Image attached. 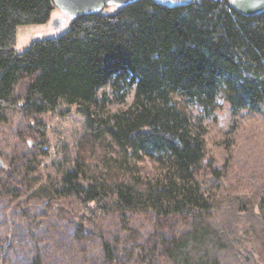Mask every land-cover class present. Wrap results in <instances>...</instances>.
<instances>
[{
  "label": "trees",
  "instance_id": "obj_1",
  "mask_svg": "<svg viewBox=\"0 0 264 264\" xmlns=\"http://www.w3.org/2000/svg\"><path fill=\"white\" fill-rule=\"evenodd\" d=\"M54 7L52 0H0V123L10 108L39 115L74 105L85 118L84 150L44 191L79 200L84 218L116 208L161 220V235L142 256L152 263L159 253L163 264L246 261L240 225L264 244V188L255 199L215 200L201 179V123L221 100L233 115L262 110L264 11L242 15L229 0H136L79 15L61 34L16 51V27L45 24ZM107 85L118 102L131 88L134 97L128 108L100 116L97 91ZM23 158L17 162L26 167ZM8 168L0 167V184ZM178 217L188 229L167 233ZM103 252L115 259L108 244Z\"/></svg>",
  "mask_w": 264,
  "mask_h": 264
},
{
  "label": "rangeland",
  "instance_id": "obj_2",
  "mask_svg": "<svg viewBox=\"0 0 264 264\" xmlns=\"http://www.w3.org/2000/svg\"><path fill=\"white\" fill-rule=\"evenodd\" d=\"M61 15L54 7L45 24L18 25L14 49L22 51L32 40L61 34L69 21L64 27L52 24ZM23 90L24 85L16 89L17 100ZM97 97L95 111L105 116L128 108L134 89L127 91L122 102L113 99L109 85L99 88ZM84 119L76 106L64 105L39 115L10 108L6 120L0 123V158L10 172L3 170L1 174L0 264H163L160 253L155 263L149 257L142 258L144 250L158 240L157 234L161 235L156 227L161 220L145 213L122 215L116 208L84 218L79 200L54 197L44 191L72 167L84 150ZM201 125L206 143L201 179L206 189L215 195V200L240 193L255 199L264 188V106L261 111L245 108L233 115L221 100ZM23 155L29 161L26 167L17 162ZM140 165L147 173L152 168L146 161ZM240 227L242 231L238 232L245 240L240 257L247 259L241 264H264L261 238L247 226ZM187 229L186 220L179 217L168 220L166 225L170 234ZM104 244L113 250L114 260L108 261Z\"/></svg>",
  "mask_w": 264,
  "mask_h": 264
},
{
  "label": "water",
  "instance_id": "obj_3",
  "mask_svg": "<svg viewBox=\"0 0 264 264\" xmlns=\"http://www.w3.org/2000/svg\"><path fill=\"white\" fill-rule=\"evenodd\" d=\"M56 8L61 12L60 17L53 19L52 24L64 27L75 17L83 14L100 12L104 7L114 6L121 8L136 0H52ZM165 5L186 4L193 0H153ZM230 5L242 15H254L264 11V0H229ZM0 166L3 161L0 158Z\"/></svg>",
  "mask_w": 264,
  "mask_h": 264
},
{
  "label": "flooded vegetation",
  "instance_id": "obj_4",
  "mask_svg": "<svg viewBox=\"0 0 264 264\" xmlns=\"http://www.w3.org/2000/svg\"><path fill=\"white\" fill-rule=\"evenodd\" d=\"M104 8H105V7H104ZM104 8H103V9H104Z\"/></svg>",
  "mask_w": 264,
  "mask_h": 264
}]
</instances>
